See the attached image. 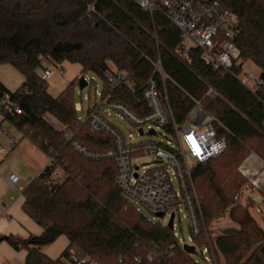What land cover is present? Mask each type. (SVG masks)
Listing matches in <instances>:
<instances>
[{"label": "trees", "instance_id": "obj_1", "mask_svg": "<svg viewBox=\"0 0 264 264\" xmlns=\"http://www.w3.org/2000/svg\"><path fill=\"white\" fill-rule=\"evenodd\" d=\"M222 3L239 20L234 43L241 62L249 61L260 70L262 83L254 91L231 75L212 71L196 50L188 53L189 62L181 60L175 53L178 31L160 13L151 15L134 0H0V65L13 67L23 77L14 92L0 81V101L8 94L19 105V112L7 115L5 121L47 157L56 156L64 172L62 181L53 185V167L45 166L22 192L23 212L37 225L49 226L39 237L3 236L13 250L27 251L24 264H63L72 247L97 264H196L171 230L148 221L122 196L112 161L81 158L45 121L50 115L89 149L101 151L104 137L77 122L70 86L57 97L48 93L39 76L45 69L42 58L54 64H77L81 73L100 76L112 64L127 71L137 85L151 73L147 59L159 58L163 71L177 85L167 84L176 121L182 122L192 107L186 93L217 118L221 124L217 131L227 143L219 158L198 166L193 174L203 197L204 229L194 240L196 245L210 238L211 223L227 212L237 231L227 235L220 231L211 239L215 256L223 264H264V231L248 208L232 206L241 182L229 173L253 153L264 162V0ZM89 6L94 12H88ZM209 88L217 94L215 99L205 96ZM220 158L224 164L217 168L214 162ZM241 177L247 185L243 195L248 190L264 200V194ZM246 197L255 204L262 201ZM60 237L68 243L60 257L51 259L41 252ZM156 248L172 256L149 262L147 256Z\"/></svg>", "mask_w": 264, "mask_h": 264}, {"label": "built area", "instance_id": "obj_2", "mask_svg": "<svg viewBox=\"0 0 264 264\" xmlns=\"http://www.w3.org/2000/svg\"><path fill=\"white\" fill-rule=\"evenodd\" d=\"M134 1L151 15L160 13L178 31L180 42L175 53L181 60L189 62L188 53L196 50L212 71L231 75L247 89L254 91L262 83L260 76L253 78L243 71L244 63L240 59V50L234 43L239 20L233 12L224 7L222 0ZM88 12H94V7L89 6ZM147 61L151 66V73L138 85L127 71L119 70L112 64L108 65L101 73L104 83L101 93L96 94L99 102L89 106L86 113L81 104H74L76 113L81 111L85 114L84 121L77 119V122L85 125L90 133L104 137L101 151L89 149L75 138V133L69 127L53 117L51 118L55 126L48 122L46 116L44 119L81 158L93 162L112 161L116 166L114 181L122 196L134 208H142L154 219H164L170 214L172 228L169 230L176 240L173 233L174 220L179 216L180 206H183L191 239V244L187 246L194 247V254L198 247L205 246V249L200 251L203 260L216 264L211 242L214 235L202 245H196L194 241L201 235L204 222L201 208L203 197L195 188L193 174L198 166L219 158L225 152L226 140L219 136L217 131V125L221 124L200 101L186 93L192 107L183 121L178 123L167 92L169 82L177 85L163 71L159 58ZM45 62L47 60L42 58L41 63ZM237 67H240L238 73L235 72ZM54 73L53 69L45 68L40 71L39 76L42 81H47ZM84 80L86 86L93 82H88L85 77ZM205 96L214 99L217 94L209 88ZM18 112L17 102L8 94L4 95L0 101V135L9 136L1 123L6 120L7 115ZM113 113L126 120L134 132L128 137L124 136L117 127ZM159 130L163 133H158ZM156 136L160 137V141L141 139ZM19 137V140L8 138L10 150L23 138L21 132ZM5 153V149L0 147V154ZM46 166L53 167L50 182L53 185L59 184L64 172L57 164L56 156L47 157ZM239 173L247 179L249 185L258 187L256 181L248 178L242 167L239 168ZM6 179L9 184L18 182V178L10 174H7ZM245 194H249V191H244ZM242 195L236 194L233 200H241ZM177 243L181 248L184 246L178 240ZM166 255L170 257L172 253L161 252L156 248L148 254L147 259L149 262L157 259L160 263ZM134 261L141 263L140 258H135ZM66 263L97 264L90 256L77 253L73 247L67 250Z\"/></svg>", "mask_w": 264, "mask_h": 264}, {"label": "rangeland", "instance_id": "obj_3", "mask_svg": "<svg viewBox=\"0 0 264 264\" xmlns=\"http://www.w3.org/2000/svg\"><path fill=\"white\" fill-rule=\"evenodd\" d=\"M111 65V64H109ZM44 68L53 69L55 71L54 75L46 81V86L48 93L52 97H57L63 90L70 86V91L73 97L74 103L81 104L83 107V111L86 113L89 106H93L95 103L99 102L96 97L97 93H101L104 79L102 76L95 73H81V68L77 64H70L68 62H63L61 64H54L51 61L45 62L43 65ZM59 70L61 72H59ZM244 73L252 75L253 78H256L260 75V70L251 62H244L243 66ZM83 76L87 79L88 82L93 80L91 85L86 86L82 90L78 87V79ZM0 81L11 91L14 92L18 89L23 83V77L21 74L15 70L13 67L9 65H0ZM210 99V98H209ZM215 99V98H214ZM113 116L117 120V127L123 133L124 136L128 137L130 133H133V129L129 126L128 122L124 119H121L117 114L113 113ZM48 122L51 123L52 126H55L54 121L52 120L50 115H46ZM77 119L80 122H83L85 119V114L81 111L77 112ZM2 128L9 133L8 137L0 135V147L5 149L6 155L0 156V170H4V174L6 173H14L17 175L19 182L17 184H13L11 188L12 193L15 197L19 196V187L22 189L26 188L27 181L35 175V173L41 168L45 159L47 162V158L43 155V153L38 150L31 142H29V138L25 137L21 139L14 150L9 149L8 138H20L18 132H15L12 128L7 125H3ZM158 133H163L162 130H159ZM142 140H151L158 142L160 141V137H144ZM19 140V139H18ZM255 154V153H253ZM245 161V160H244ZM242 161L236 167L232 166L229 168V173L233 174V176H238L239 181L241 182V187L236 191V194H243V189L247 187L245 183H243V178L239 174V168L244 163ZM224 164L223 158H220L214 162V165L219 168ZM21 173V176H20ZM4 189V188H2ZM5 190V189H4ZM259 198L257 201L262 200L263 198L259 196L256 192H250L249 197ZM246 194L242 195L241 200L234 201L232 200V206H238L239 208H248L251 216H253L257 222V226L264 231V200L260 203L255 204L252 201L246 200ZM262 198V199H261ZM136 210H139V213L146 218L148 221L161 224L163 227H166L168 220L170 219V214H168L164 219H154L152 215L148 212L135 206ZM228 211V210H226ZM237 228L233 222L230 221L227 212H223L220 214L218 218L213 220L211 223L212 235H216L221 230L225 228ZM173 233L176 235L177 240L181 245L191 244L190 239V231L187 224V219L185 217V212L183 206H180L179 216H176L174 220V231ZM62 240V239H61ZM56 241L54 244L43 247V252L48 254L49 251L59 252L62 248V241ZM205 249V246H200L197 248L196 254L192 256V259L198 264H209L205 262L200 254V251ZM216 257V264H223V260L220 257ZM63 264H67L64 262Z\"/></svg>", "mask_w": 264, "mask_h": 264}, {"label": "crops", "instance_id": "obj_4", "mask_svg": "<svg viewBox=\"0 0 264 264\" xmlns=\"http://www.w3.org/2000/svg\"><path fill=\"white\" fill-rule=\"evenodd\" d=\"M3 125H7L8 127L12 128L15 132H18L20 136V132L16 130L12 125H10L7 121H2L1 126ZM3 155H6V153ZM3 155L0 154V156ZM43 155L47 158L44 153ZM46 165L47 162L45 159L41 168L27 181V185L45 168ZM241 167L246 172L248 178L256 181L258 187L255 189L264 194V162L257 155L250 154ZM4 172V170H0V237L13 235L25 239L29 236H41L44 233L45 229L49 227L48 224L39 226L23 212L22 204L24 202V198L22 196V192L24 189H22V187L20 186L19 191H21V193H19L18 197H15L11 191L13 184H9L6 179L7 174L10 173L4 174ZM10 175L17 177V175H15L14 173H11ZM2 188H4L5 190ZM254 199L257 200L259 198H256L254 196ZM60 240L62 241V248L59 252L49 251V253L46 254L42 250L43 247L41 248V252L51 259H57L58 257H60L61 253L68 245L67 240L64 237H60L56 241ZM26 255L27 251L25 250L15 251L6 242L2 241L0 243V264H24Z\"/></svg>", "mask_w": 264, "mask_h": 264}, {"label": "water", "instance_id": "obj_5", "mask_svg": "<svg viewBox=\"0 0 264 264\" xmlns=\"http://www.w3.org/2000/svg\"><path fill=\"white\" fill-rule=\"evenodd\" d=\"M78 87L80 90H82L83 88H85L86 86V82L84 80V77L81 76L78 81ZM159 217H162V215H159ZM167 228L168 229H171L172 228V216L167 224ZM237 231V229L235 228H231V227H228V228H225L223 230H221V234H224V235H227V234H232V233H235ZM5 239V237H0V243ZM182 249L184 250V252H186L187 254H194V247L193 246H187V245H184L182 247Z\"/></svg>", "mask_w": 264, "mask_h": 264}]
</instances>
